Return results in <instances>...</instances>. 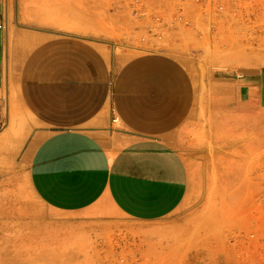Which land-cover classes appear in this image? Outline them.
I'll use <instances>...</instances> for the list:
<instances>
[{"label":"crops","instance_id":"0c3cea01","mask_svg":"<svg viewBox=\"0 0 264 264\" xmlns=\"http://www.w3.org/2000/svg\"><path fill=\"white\" fill-rule=\"evenodd\" d=\"M23 3L0 0V264H108L126 232L165 229L187 197L197 83L167 52L43 37ZM233 89L229 126L264 153V65Z\"/></svg>","mask_w":264,"mask_h":264},{"label":"rangeland","instance_id":"374dc122","mask_svg":"<svg viewBox=\"0 0 264 264\" xmlns=\"http://www.w3.org/2000/svg\"><path fill=\"white\" fill-rule=\"evenodd\" d=\"M175 3L24 0L20 23L46 38L80 35L107 51L167 52L195 77V110L182 136L187 197L165 229L126 232L108 264H264V153L251 147L254 138L235 137L224 115L234 79L264 65V0L223 16Z\"/></svg>","mask_w":264,"mask_h":264},{"label":"built area","instance_id":"2783aa9c","mask_svg":"<svg viewBox=\"0 0 264 264\" xmlns=\"http://www.w3.org/2000/svg\"><path fill=\"white\" fill-rule=\"evenodd\" d=\"M143 0H135V3L138 4ZM175 7L179 8V11H183L188 4L195 5L201 9H211L217 10L220 14L226 13L227 11H233L237 8H240L244 4H252L256 6L257 0H176ZM185 16H180V19H184ZM3 25L0 23V28Z\"/></svg>","mask_w":264,"mask_h":264},{"label":"bare ground","instance_id":"6f19581e","mask_svg":"<svg viewBox=\"0 0 264 264\" xmlns=\"http://www.w3.org/2000/svg\"><path fill=\"white\" fill-rule=\"evenodd\" d=\"M189 9H191L190 7H197V6H193V5H189L188 4V6H187ZM214 12H216L218 15H220V16H223L224 14H220L217 10H213ZM226 15V14H225ZM222 22V21H221Z\"/></svg>","mask_w":264,"mask_h":264}]
</instances>
